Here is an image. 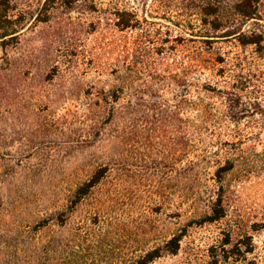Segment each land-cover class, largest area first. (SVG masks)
Instances as JSON below:
<instances>
[{
  "label": "rangeland",
  "instance_id": "1",
  "mask_svg": "<svg viewBox=\"0 0 264 264\" xmlns=\"http://www.w3.org/2000/svg\"><path fill=\"white\" fill-rule=\"evenodd\" d=\"M93 1L99 9L119 6L137 13L152 29L151 42L129 33L128 52L122 46L110 49L111 35L98 16L80 14L79 8L36 23L12 46L0 43V264L63 262L65 246L91 228L97 207L108 202L110 230L120 229L127 247L110 263L183 233L179 254L153 264H264V61L234 40L205 42L199 0ZM261 1L263 21L248 23L246 30H264ZM220 55L248 62L235 68L236 62L219 64ZM108 59L115 65H146L137 81L147 89L145 98L170 100L174 111L182 100L198 102L201 76L223 89L212 78L221 65H232L229 71L250 83L240 97L238 123L188 130L197 148L205 138L208 158L186 182L195 191L186 192L185 202L177 121L170 128L148 124L128 131V145L117 138L123 129L117 120L93 143L73 125L89 86L105 79L96 68ZM157 90L160 94H153ZM206 100L213 114L225 113V98L214 94ZM182 113L186 119L197 116L188 105ZM145 114L155 121L154 114ZM190 153L185 161L194 160ZM219 159L233 165L223 181L225 217L208 223L209 191L216 188L210 176ZM104 166L110 168L104 184L75 207L77 187Z\"/></svg>",
  "mask_w": 264,
  "mask_h": 264
},
{
  "label": "trees",
  "instance_id": "2",
  "mask_svg": "<svg viewBox=\"0 0 264 264\" xmlns=\"http://www.w3.org/2000/svg\"><path fill=\"white\" fill-rule=\"evenodd\" d=\"M38 2V3H37ZM261 0H199L198 16L202 27L205 29L201 38L205 42L213 40L228 41L234 40L243 48H253L254 59L264 61V30H246L248 23L254 22L259 26L262 22ZM81 8V13L85 16H98L99 25L106 29L111 35L109 42L110 49L122 46L124 52H128L129 33L138 35V39L144 38L151 42L152 29L143 26L137 13L129 8L110 6L106 9H99L93 0H0V43L12 46L13 42L18 43L25 31L30 30L36 23H48L56 13L65 12L70 14ZM165 41V40H164ZM248 58L241 56L230 62L223 55L219 56L220 63H238L235 68H244ZM112 59L96 68L98 75L102 78L98 84L90 85L83 102L81 114L75 113L72 118L73 125L81 126L83 138L89 143L102 139L106 135V127L117 120L120 124L117 138L124 144H130L131 137L128 131L138 130L140 126L145 128L148 124H153L157 130L165 127H172L175 121L178 123L179 140L178 144L182 148L181 162H183V193L184 202L186 200L187 181L196 173L197 167L207 162V147L205 138L201 137L197 148L190 138L188 130L190 127L205 128L209 130L222 127L231 121L238 123L241 120L240 102L242 92H245L247 78L242 74L236 75L229 67L232 65H221L218 69L205 68L213 71L212 78L219 79L225 87L214 86L211 81H207L206 76H201L199 85V100L189 103L187 100L180 101L174 111L170 106V100L158 97L156 103L145 98V86L138 85L137 81L146 74V65H115ZM218 61L216 60V63ZM245 62V63H244ZM202 69V67H200ZM204 79V80H203ZM212 80V79H208ZM220 84V83H219ZM232 86V87H231ZM157 90L153 94H160ZM217 94L227 100L225 113L213 114L212 107L207 103L206 96L211 97ZM209 100V99H208ZM190 104V105H189ZM193 107L197 110L194 118H182V110L186 107ZM145 113L155 115V121L151 123ZM240 114V113H239ZM222 144V143H221ZM172 153V149H168ZM193 152L192 161H185L190 158ZM185 159V160H184ZM130 168V167H129ZM126 170V169H124ZM123 170V171H124ZM233 170V165L228 161L218 160L213 176L210 179L215 182L214 192L209 191L207 209L210 216L206 217L208 223H215L225 217L222 203L223 181L227 173ZM122 171V172H123ZM127 170L124 173H129ZM110 174L109 166L97 168L90 179L79 185L74 192L73 203L75 207L86 200L104 184ZM209 173L206 172V177ZM213 194V195H211ZM112 196L109 194V197ZM111 206L104 203L97 207L95 219L91 220L90 229L84 233H78L69 245L65 246V259L59 264H153L164 255L176 256L181 250L185 234L178 233L165 243L153 247L134 248L132 257H121L119 260L110 263V258L116 255H123L126 243L123 241L120 229L118 234L113 233L109 223V208ZM201 216V215H200ZM198 218H201V217Z\"/></svg>",
  "mask_w": 264,
  "mask_h": 264
}]
</instances>
